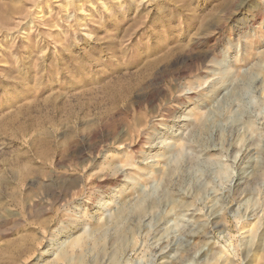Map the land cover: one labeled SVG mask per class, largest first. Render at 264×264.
Segmentation results:
<instances>
[{
    "label": "rangeland",
    "instance_id": "1",
    "mask_svg": "<svg viewBox=\"0 0 264 264\" xmlns=\"http://www.w3.org/2000/svg\"><path fill=\"white\" fill-rule=\"evenodd\" d=\"M0 264H264V0H0Z\"/></svg>",
    "mask_w": 264,
    "mask_h": 264
}]
</instances>
